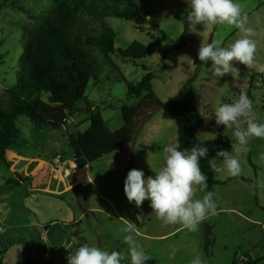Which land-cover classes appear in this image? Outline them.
Segmentation results:
<instances>
[{"label": "rangeland", "instance_id": "obj_1", "mask_svg": "<svg viewBox=\"0 0 264 264\" xmlns=\"http://www.w3.org/2000/svg\"><path fill=\"white\" fill-rule=\"evenodd\" d=\"M104 1L98 0L97 5ZM235 2L247 13L245 26L253 29L254 35L249 38L257 45V67L247 68L234 62L239 70L235 78L231 74L218 77L210 61L205 66L198 60L201 43L207 45L219 40L221 47H229L245 37L244 32L233 26L224 24L203 29L202 25H197L198 31L191 32L188 25L185 45L181 50H175L182 43L188 8L185 0H143L140 15L146 17L148 23L139 26L133 21L78 14L84 33L99 35L104 25L114 33L115 52L108 58L97 49L84 48L95 68L85 96L91 106L98 108L109 131L114 132L123 126L122 105L138 103L135 98L127 96V86L121 78L136 85L146 73L143 66L154 74L151 92L160 101L165 102L185 91L193 95L203 125L197 133L202 142L213 140L220 133L236 143L234 128L216 125L215 110L221 103H227L234 89H246L253 74L261 77L251 89L253 111L250 118L264 123V71L258 70L264 66V0ZM53 10L52 0H0L1 106H6L5 90L15 87L21 74L20 60L27 32L38 28ZM133 42L146 47L148 54L142 60L124 61L118 51L125 50ZM164 54L166 57L161 61ZM80 108H84V104ZM71 120L59 130L37 129L25 117L16 120L17 141L4 156H0L2 264H25V261L68 264L64 257L74 253L83 243L110 252L119 251L124 257L121 264H130L129 246L124 243L125 233L121 231L130 223L134 224L137 244L152 257L145 264H191L196 257H200L204 264H231L238 246L243 250L259 244L258 239H262L260 228L250 227L243 218L258 220L262 217V209L256 207L264 208V138L252 137L239 154L232 149L231 154L241 165L238 176L216 171L222 161L212 160L213 185L203 192L197 191L194 198L202 199L207 192H213L216 214L209 215L197 231L191 232L180 224L167 225L157 219L148 200L137 208L128 202L124 193V180L131 169L142 170L147 178L154 176V172L163 166L164 148L177 143L173 117L159 110L148 122L138 126L130 148L135 151L133 162L112 154L92 164L93 183L82 188L79 201L67 186L70 179L66 178V170L63 167L58 170L55 163L57 159L62 164V160L72 159L66 134L82 133L88 128L84 111L72 116ZM152 124L156 130L149 133ZM242 127L247 125L242 124ZM148 134L149 141L145 144ZM117 164L119 166H115ZM17 176L28 178L29 182L13 190L5 186L6 180H17ZM76 179L84 183L86 169L76 171ZM137 215H142L143 219L137 221ZM57 230L62 234L60 241L54 234ZM208 244L210 246L205 250ZM254 251V258L263 256L264 241Z\"/></svg>", "mask_w": 264, "mask_h": 264}, {"label": "trees", "instance_id": "obj_2", "mask_svg": "<svg viewBox=\"0 0 264 264\" xmlns=\"http://www.w3.org/2000/svg\"><path fill=\"white\" fill-rule=\"evenodd\" d=\"M52 1V13L38 28L27 32L20 60L21 74L16 86L5 90L6 106L0 105V156H4L17 141V118L25 117L37 129L59 130L72 116L84 111L88 128L82 133L66 134L72 151L71 160L81 170L130 145L138 126L148 122L159 110H164L175 120L177 143L181 150L191 149L197 143L209 148L208 156L200 160V168L207 176V189H210L215 173L212 160L222 161V157L216 154L217 151L223 149L231 153L233 142L220 133L210 141L202 142L197 138L201 120L190 92H181L162 102L151 92L154 74L148 72L145 66L142 69L146 73L136 85L127 83L122 77L127 86V96L135 98L138 103L120 107L123 126L114 132L107 129L98 108L87 102L86 89L95 68L84 48L97 49L108 58L115 52L114 33L106 25L99 35L84 33L81 31L78 14L98 19L111 17L133 21L139 26L148 23L146 17L140 15L143 0H105L102 5H97L98 0ZM187 28L188 22L185 20L182 43L175 47L176 51L185 45ZM147 54L148 49L137 42L118 51L119 57L124 61L142 60ZM165 57L164 54L161 61ZM260 77V74L251 75L247 91L235 89L227 103L233 102L241 94H246L252 100L251 89ZM44 97L46 101L43 100ZM81 104H84V108H80ZM78 169L75 168L80 171ZM28 182V178L17 176V180H6L5 186L13 190ZM254 193L256 196L255 191ZM45 229L49 230L47 227ZM3 254L4 252H0V264ZM64 259L67 261V256ZM263 261L264 258L254 260L249 254H245L241 261L233 258L231 264H260ZM25 264L32 263L25 261ZM43 264L51 263L45 261Z\"/></svg>", "mask_w": 264, "mask_h": 264}, {"label": "clouds", "instance_id": "obj_3", "mask_svg": "<svg viewBox=\"0 0 264 264\" xmlns=\"http://www.w3.org/2000/svg\"><path fill=\"white\" fill-rule=\"evenodd\" d=\"M188 22L191 32H197V25L203 29H212L217 25L227 24L245 33V37L237 39L229 47H221V41L215 40L198 49V60L207 65L215 66V75L223 77L231 74L233 78L239 75L234 62H239L247 68L257 67L256 42L249 37L254 35L250 27H246L247 13L235 0H185ZM264 71V66L258 68ZM253 102L246 94H241L231 103H221L215 110L216 125L233 129L236 143L232 144L234 152L239 154L252 137L264 138V123H257L250 118ZM246 124L247 127H242ZM209 148L199 143L191 149L181 150L179 143L168 144L164 148L163 166L159 171H153L154 176L145 178L142 170L131 169L124 180V193L129 203L137 208L145 200L150 201L152 212L157 219L167 225L180 224L191 232L198 230V226L209 215L216 214L217 204L214 193L207 192L202 199H195L197 191L207 188V176L201 171L200 160L206 158ZM222 157V166L216 171H226L230 176H238L241 165L238 159L228 150L216 153ZM137 221L143 219L137 215ZM124 243L129 246L130 264H145L152 257L142 246L138 245L134 237V224H128L121 230ZM173 256L175 253L173 252ZM124 259L119 251H108L96 246L81 244L74 253L67 256L68 264H121ZM191 264H204L200 257H196Z\"/></svg>", "mask_w": 264, "mask_h": 264}, {"label": "crops", "instance_id": "obj_4", "mask_svg": "<svg viewBox=\"0 0 264 264\" xmlns=\"http://www.w3.org/2000/svg\"><path fill=\"white\" fill-rule=\"evenodd\" d=\"M247 89H248V85H246V89H240V90H242L243 92H246L247 91ZM235 90V89H234ZM234 92V91H233ZM233 94V93H232ZM231 97V96H230ZM229 97V98H230ZM228 98V99H229ZM195 100V99H194ZM196 104V103H195ZM197 107V106H196ZM197 110H198V108H197ZM198 114H199V111H198ZM199 117H200V115H199ZM200 120H201V118H200ZM70 121H72L71 119H70ZM201 126H203L202 125V122L200 123V125H199V127H198V131H199V129H200V127ZM152 128L151 129H148V132L150 133V131H154V130H156L155 129V125L154 124H152V126H151ZM198 131H197V133H198ZM138 133V132H137ZM137 133H136V135H137ZM136 135H135V137H136ZM149 135L150 134H148V135H146L145 136V139H144V143L145 144H147L148 143V139H149ZM145 144H143L142 145V149H143V146H145ZM131 146H132V143L130 144V145H128L127 147H125V148H123V149H120V150H118L116 153H114V155H118V157H120V158H124L127 162H133L134 160H133V155H134V153H135V151H132V150H130V148H131ZM101 160V159H100ZM99 160V161H100ZM99 161H97V162H99ZM96 163V162H95ZM65 164H69V166L70 167H73V175H74V180H75V183H78V184H80L81 185V190H80V193H81V191H82V188L83 187H88V186H91L92 185V180H93V177L91 176V171H92V169H93V165H94V163H93V165L91 164V165H88V166H86L85 168H83V169H86V174H87V180H85V182L84 183H80V182H78L77 181V179H76V170H75V166H74V163H73V161L72 160H67V161H64L63 162V164H62V162L59 164V165H57V167H58V170H62L61 168L65 165ZM115 166H119V164H117V165H115ZM115 166H112V167H115ZM64 168V167H63ZM119 168V167H118ZM70 169V168H69ZM83 169H81V170H83ZM48 170H49V168H48ZM65 170V169H64ZM71 170V169H70ZM80 170V169H79ZM66 178H68V177H66ZM68 179H70V177L68 178ZM62 182H63V180H61ZM229 181V180H228ZM36 182V181H35ZM48 182L50 183V180H48ZM67 182L69 183V185H67L68 187H71L72 186V184L73 183H71L70 182V180H67ZM249 182V181H248ZM60 185H61V183H60V181H59V184H58V187H60ZM63 185H64V188L66 189V187H65V183L63 182ZM65 190H63V191H60V192H64ZM259 207V208H258ZM258 207H256V209H262V211H261V215H262V217L260 218V219H258V220H256V219H250L249 217H244L243 219H244V221H246V222H248L249 224H250V227H254V228H257V227H259L260 228V232H261V235H262V239L260 240V239H258V241H259V244L258 245H260L263 241H264V208L263 207H261V206H259L258 205ZM49 231H50V229H49ZM54 234L57 236V239L60 241V235H62L58 230L57 231H55L54 232ZM65 238V237H64ZM66 239V238H65ZM258 245H256V246H254V245H250V246H248V247H244L245 249H243V250H241L240 249V247L238 246L237 248H238V253H236L235 255H234V258L235 257H237V256H244L245 254H249L254 260H257V259H261V258H264V255L263 256H260V257H253L254 256V250L256 249V247L258 246ZM252 254H253V256H252ZM264 264V261L263 262H261L260 264Z\"/></svg>", "mask_w": 264, "mask_h": 264}, {"label": "water", "instance_id": "obj_5", "mask_svg": "<svg viewBox=\"0 0 264 264\" xmlns=\"http://www.w3.org/2000/svg\"><path fill=\"white\" fill-rule=\"evenodd\" d=\"M74 166H75V164H74ZM63 167L66 170L67 177L68 178L70 177V182L73 183L71 188H70V192L75 196L77 201H79L80 200L81 185L78 183H75L74 175H73V167H70L69 164H65ZM75 168L78 169L76 166H75Z\"/></svg>", "mask_w": 264, "mask_h": 264}, {"label": "built area", "instance_id": "obj_6", "mask_svg": "<svg viewBox=\"0 0 264 264\" xmlns=\"http://www.w3.org/2000/svg\"><path fill=\"white\" fill-rule=\"evenodd\" d=\"M55 163H56V165H59L61 162H59V159H57V160L55 161ZM242 257H243V256H241V258H242ZM241 258H239V259H241ZM239 259H238V260H239ZM241 260H242V259H241ZM241 260H240V261H241Z\"/></svg>", "mask_w": 264, "mask_h": 264}]
</instances>
